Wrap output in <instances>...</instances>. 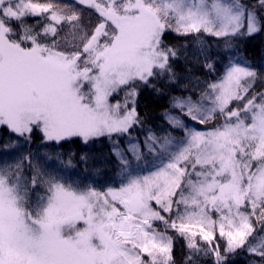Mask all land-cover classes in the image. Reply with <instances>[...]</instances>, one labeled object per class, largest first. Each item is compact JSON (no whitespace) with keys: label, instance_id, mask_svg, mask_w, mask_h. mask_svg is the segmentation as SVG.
<instances>
[{"label":"snow or ice","instance_id":"snow-or-ice-1","mask_svg":"<svg viewBox=\"0 0 264 264\" xmlns=\"http://www.w3.org/2000/svg\"><path fill=\"white\" fill-rule=\"evenodd\" d=\"M258 35L264 0H0V264H264Z\"/></svg>","mask_w":264,"mask_h":264},{"label":"trees","instance_id":"trees-1","mask_svg":"<svg viewBox=\"0 0 264 264\" xmlns=\"http://www.w3.org/2000/svg\"><path fill=\"white\" fill-rule=\"evenodd\" d=\"M58 3L72 4L74 0H57ZM87 15V14H85ZM169 41L172 43L179 42V38H176L173 34H169ZM243 53L246 55L248 61L257 70L264 71V35H258L251 39L244 41L241 44ZM226 61H220L217 67V72L214 75H206L203 70H196V73L201 77V80L208 79L211 80L215 75H219L223 72V65ZM182 69V65H178V70ZM203 86V85H201ZM179 91V89H177ZM167 107V98H160L154 95L150 90L142 91L139 98V110L142 116H147L148 121L146 124L147 128H151L153 131H159L160 129H166L168 127L167 122L162 119V113ZM204 127V126H202ZM141 139L143 136L141 135ZM38 143V141H37ZM69 150L76 153H80L84 150H91L93 152H99L103 150L107 152L108 145L95 144L91 146L81 145L79 142L76 143H66L64 144L63 151L68 152ZM184 242L180 238L175 239L174 256L176 259V264H181V261L185 253ZM250 259L242 250L237 254L230 257L229 264H246Z\"/></svg>","mask_w":264,"mask_h":264},{"label":"rangeland","instance_id":"rangeland-1","mask_svg":"<svg viewBox=\"0 0 264 264\" xmlns=\"http://www.w3.org/2000/svg\"><path fill=\"white\" fill-rule=\"evenodd\" d=\"M197 127H198V125H197ZM222 243V242H221Z\"/></svg>","mask_w":264,"mask_h":264}]
</instances>
